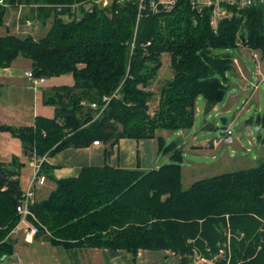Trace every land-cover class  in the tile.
Wrapping results in <instances>:
<instances>
[{
    "label": "trees",
    "instance_id": "obj_1",
    "mask_svg": "<svg viewBox=\"0 0 264 264\" xmlns=\"http://www.w3.org/2000/svg\"><path fill=\"white\" fill-rule=\"evenodd\" d=\"M231 11L215 32L208 13L176 0L168 12L144 13L134 36L133 1L113 0L79 21L41 6L31 13L42 25L51 18L50 28L38 39L0 35V69L21 55L31 60L34 77L70 74L73 83L53 86L43 99L54 106L51 118L36 116L28 127L0 125V132L19 139L24 154L43 159L94 141L113 147L121 139H153L157 130L190 129L198 98L209 114L225 97V77L233 64L228 50L240 39L247 49L264 51V5ZM5 13L0 7V28ZM163 53L170 55L173 77L161 87L150 116L153 93L142 88L157 75ZM103 97L110 100L95 118L98 110L90 104L100 105ZM256 118L264 126V112ZM157 141L169 163L148 172L86 166L76 177L55 179L53 167L40 161L37 174L54 182L55 189L30 208L39 224L35 236L63 247L105 248L112 255L168 251L181 261L198 256L209 264H264V159L255 168L205 178L184 190L179 144ZM21 167L16 157L0 162V258L13 251L7 236L19 221Z\"/></svg>",
    "mask_w": 264,
    "mask_h": 264
},
{
    "label": "crops",
    "instance_id": "obj_2",
    "mask_svg": "<svg viewBox=\"0 0 264 264\" xmlns=\"http://www.w3.org/2000/svg\"><path fill=\"white\" fill-rule=\"evenodd\" d=\"M7 33L13 34L11 30H8L7 27L4 28V33H0V35H5ZM250 52L251 51L249 49L243 47L241 50L234 53V55L231 54L233 62L232 69L226 74L225 77V82L228 81L230 90L228 98L225 94V97L222 101L226 102L223 105V109L228 110L231 107V104L243 94L250 95L245 102L251 99L253 94L251 90L253 81L250 78L251 72L248 68V64L250 63L251 67H253V62L250 59ZM229 73L234 76L233 82L229 81L227 78ZM16 79L17 74L15 75L14 72H10V68L0 69V89H2L4 85L12 83ZM21 101L22 100L18 99L13 100L14 105L12 107L7 106L5 103H0V125L13 127H28L33 125L34 118L40 115H38L33 109L31 110L32 114L29 120L23 122L26 115H20L21 112L17 111L16 108V104ZM10 103L12 102H9L8 104ZM202 107L205 113V101H202L201 98H198L195 105L196 116H198V114L201 112ZM218 111L219 109H217V112ZM210 125L211 124L207 123L205 120L203 121V127L208 128ZM186 130H182V132ZM164 134L165 130H157L155 138L153 139H121L113 147H110L109 144L100 142L98 145H91L84 148H66L54 156L44 157L43 160L47 165L53 167L52 175L55 179L76 177L79 174L81 168L86 166L100 167L109 165L117 169L148 172L150 170L159 168L162 161L169 160V157L166 154H162L161 158L159 157L161 152L158 151L157 138L163 140V138H165ZM177 136L180 137H178V140L174 141L179 144L182 153L185 147L188 148L189 151L195 153L198 151L196 150L197 148L211 147L210 150L213 152L219 150L222 144L223 146L227 145L222 142L223 137L221 139H211L209 142H206V140H204L201 136L198 140V136H190L188 133H181L180 135L177 133ZM213 140L220 142L217 147H212ZM257 140L259 143H261L260 138ZM250 141L252 143L253 140ZM250 141L248 144H250ZM260 146L262 149H258V152L263 150L264 155V145L260 144ZM13 148L15 149L14 154L11 152V149ZM226 151L227 150L225 149L223 153ZM1 152V163L8 164L11 162L12 157H16L18 159V163L22 165L19 170V185L21 192L25 191L34 175L35 165L39 158H37L35 155L30 156L24 154L19 139L13 137L8 132H0V153ZM231 156H233V152L230 153L229 158H231ZM213 158L216 157L213 156ZM26 163L29 164L27 175L24 174V171L26 170ZM192 164L203 165L205 163L193 162ZM185 170H188V166L182 164L181 184L184 190L187 189L184 188L185 177L189 180V175L184 173ZM190 186L191 184L187 187L189 188ZM54 189L55 183L48 179H46L43 185H36L35 203L45 200L50 192ZM23 224L25 223H20L19 219L16 226L8 234L7 240L12 243L13 251L10 255L0 258V264H168L167 262L169 257H166L165 259L159 258L161 256L167 255L168 251L152 252L140 250L141 255L139 256L140 252H138L139 254L137 253L136 257H133L130 253L123 250H118L116 255H112L111 252L105 248L63 247L51 244L49 240L45 238V236H33L30 234L27 235V229L21 228ZM28 224L35 225L32 222H29ZM139 257L142 259L140 258V260H138ZM152 257H158L159 259H152Z\"/></svg>",
    "mask_w": 264,
    "mask_h": 264
},
{
    "label": "rangeland",
    "instance_id": "obj_3",
    "mask_svg": "<svg viewBox=\"0 0 264 264\" xmlns=\"http://www.w3.org/2000/svg\"><path fill=\"white\" fill-rule=\"evenodd\" d=\"M27 18L34 17L33 14H27ZM31 15V16H30ZM10 19L11 24L8 27V30L19 37H24L26 35H31L35 39L43 37L45 33L48 31L51 25V18L46 21L44 25L39 24L37 28L26 26L25 23H19V19L16 18L15 11L7 10L4 17V22ZM64 20H67L68 17H63ZM4 28H7L3 25L0 29V33H4ZM137 34V28L135 30V35ZM243 47H235L234 49H229L228 51L234 55L237 51L241 50ZM170 55L168 53H163L160 56L161 66L157 72L155 78L146 86L144 91L153 93L152 98L148 102V114L153 116L155 111L158 108L159 98H160V89L161 87L173 77V70L170 65ZM10 72H14L17 74V79L12 83H8V85H4L2 89H0V103H5L7 106L12 107L14 105L13 100H22L21 102L16 104L17 111H20L21 114L26 115L23 122L29 120L32 112L31 110H35L38 115L45 117H52L54 114V106L50 104H44L43 99H47L51 93L53 86L57 85H70L73 83V78L70 74L54 76L49 79H44L43 83H40L37 86L34 84L35 79H28L24 74L26 71H31V60L25 58L21 55L17 56V58L10 65ZM248 68L251 72L250 78L253 83H257V77L254 74V68L251 67V64H248ZM172 76V77H171ZM227 78L229 81L233 82L234 76L232 74H228ZM230 86L228 81L225 82V94L228 98ZM249 94H243L240 96L235 102L231 104V107L227 109H223V105L226 103L220 102L218 103L209 114L204 113V109L202 107L201 112L196 116L194 114V123L193 128L187 129L182 132L179 131H171L165 130V134L163 141L165 145H169L174 140H178L177 133L180 135L181 133H188L190 136H198V140L200 136L209 142L211 139L223 137V133L225 131V126L230 127L232 131V137L234 139V143L232 145H226L219 148L217 151H211V147H203L197 148V152L193 153L189 151L188 148L185 147L183 151V159L185 166H188V170H185V174L189 175V180L185 177L184 188H188L187 186L194 183L195 180L211 178L213 176L236 172L240 170H247L250 168H255L264 158L263 150L258 152V149H262L260 144L264 145V126L262 124H258L256 121V117L258 114H262L264 112V86L261 84L259 89L253 92L251 99L245 102L249 98ZM202 101H205L202 97H200ZM9 102H12L8 104ZM204 103V102H202ZM220 104V105H219ZM217 109L219 111L217 112ZM227 119L226 125H222L221 119ZM211 124L208 128L203 127V121ZM261 139V143L258 142L257 139ZM218 140V139H217ZM213 140V141H217ZM250 140H253L252 143ZM212 141V142H213ZM250 141V144L248 142ZM228 147V148H227ZM227 150L225 153H223ZM14 154L15 149H11ZM233 152V156L230 157V153ZM162 152L159 154V157H162ZM227 154V155H226ZM2 155V152L0 153ZM226 155V156H225ZM216 157V158H213ZM193 162H203V165H195ZM169 163V160H164L160 164L164 165ZM181 164V165H182ZM24 174L27 175L29 164L25 165ZM201 176V177H200ZM198 180V181H199ZM194 181V182H193ZM28 223L22 225L21 228H28ZM140 252V250H139ZM172 252H168L167 255L161 256L159 258L165 259L169 257L168 264H209L206 259L199 258L198 256H193L187 261H181L180 256L172 255ZM139 254V253H138ZM141 255V252L139 256ZM139 257L138 260H140ZM158 257H152V259H159ZM142 259V258H141ZM151 260V259H150ZM177 262V263H176ZM179 263V264H180Z\"/></svg>",
    "mask_w": 264,
    "mask_h": 264
},
{
    "label": "built area",
    "instance_id": "obj_4",
    "mask_svg": "<svg viewBox=\"0 0 264 264\" xmlns=\"http://www.w3.org/2000/svg\"><path fill=\"white\" fill-rule=\"evenodd\" d=\"M124 1H133L137 5V20L135 30L137 28L138 22L144 13L157 14L159 12H168L170 11L174 5L176 4V0H117V3ZM190 8L197 13L206 12L210 16V25L213 31H217L219 23L226 19H230L232 17L231 9L243 10L258 4L264 5V0H187ZM113 0H73L72 2L66 4H36L29 3L23 0H0V7L15 11L16 18L19 19V23H25L26 26L35 27L39 26V19L32 17L25 18L24 15L34 14L37 12L41 6L43 8H52L56 13L68 12L69 19H74L79 21L84 14L92 13L94 9H105L111 6ZM236 11V12H237ZM262 20L264 22V11ZM11 24L10 19H7L4 22L5 27H9ZM134 30V36H135ZM149 44V43H147ZM235 45L238 47H244L242 45V41L239 39ZM131 47H133V43H131ZM250 59L253 62L254 74L257 77V83H253L251 86L252 92L257 91L259 86L262 84L264 86V51L259 50H250ZM26 77L30 80L34 81V84L37 85L39 83L44 82V78L39 77L36 78L32 74L31 71H27L25 73ZM114 96V94L112 95ZM110 98L103 97L102 103L99 105L94 102L90 104V107L94 110H98V114L95 118H97L102 111L105 109L109 102ZM222 142L227 145L233 144L232 131L230 127L225 126V131L223 133ZM219 141H213L212 147H217L219 145ZM97 141H94L92 145H98ZM43 159H39L35 165L34 175L31 181L28 184V187L25 191L22 192L21 198L19 199L16 205V212L19 215L20 223H29V218L36 221L34 215L32 214L30 208L35 204V189L36 185H43L46 181V178L43 175H38L39 171V162ZM37 222V221H36ZM29 225V224H28ZM39 230L38 222L35 225H29L27 228V235H36Z\"/></svg>",
    "mask_w": 264,
    "mask_h": 264
},
{
    "label": "water",
    "instance_id": "obj_5",
    "mask_svg": "<svg viewBox=\"0 0 264 264\" xmlns=\"http://www.w3.org/2000/svg\"><path fill=\"white\" fill-rule=\"evenodd\" d=\"M221 123H222V125H226V119L222 118Z\"/></svg>",
    "mask_w": 264,
    "mask_h": 264
},
{
    "label": "bare ground",
    "instance_id": "obj_6",
    "mask_svg": "<svg viewBox=\"0 0 264 264\" xmlns=\"http://www.w3.org/2000/svg\"><path fill=\"white\" fill-rule=\"evenodd\" d=\"M42 4V3H41Z\"/></svg>",
    "mask_w": 264,
    "mask_h": 264
}]
</instances>
